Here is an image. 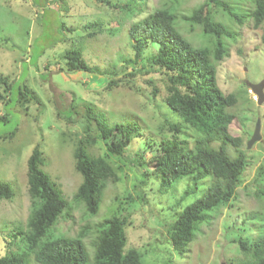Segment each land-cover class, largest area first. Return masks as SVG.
I'll use <instances>...</instances> for the list:
<instances>
[{
  "label": "rangeland",
  "instance_id": "1",
  "mask_svg": "<svg viewBox=\"0 0 264 264\" xmlns=\"http://www.w3.org/2000/svg\"><path fill=\"white\" fill-rule=\"evenodd\" d=\"M137 1L143 4V10L130 14L95 0H0V73L14 79L5 107L0 103V115L4 109L8 113V119L0 121V136L15 131L11 139H0V180L14 191L11 199L0 200V256L8 251L4 239H13L14 227L24 226L30 213L26 160L36 143L40 144L45 157L42 169L57 183L70 204L68 214L58 218L53 231L75 236L89 224L83 240L90 257L96 239L95 223L109 216L117 206L129 211L128 246L139 249L146 264H229L243 258L237 239L252 240L264 230V179L257 176L262 169L264 174V98L258 103V96L253 94L255 101L250 95L253 93L251 84L257 83L262 84L264 94V43L260 39L263 27L254 28L250 20L241 26L233 21L225 22L228 28L239 33L235 40L225 38L229 53L217 64L216 79L222 92L236 96V103L228 108L236 116L231 132L242 138L240 149L249 164L241 174L236 198L229 205L210 210L209 222L200 224L187 248L177 252L170 244L167 225L185 204L202 195L209 185V177L197 183L196 192L182 199L184 189L192 183L189 176L169 189L160 186L154 178L141 182L143 168L134 162L136 154L150 156L158 142L172 137L174 132L169 126L179 124L181 119L163 99L164 83L160 73L141 69L140 59L134 71L128 69L130 65L127 69L120 68L122 57L133 59L128 37L130 25L164 4H170L169 0ZM202 1L178 0L176 12L187 14ZM218 13L223 19L221 12ZM87 22L105 30L88 37ZM178 26L195 46L204 40L205 44L210 41V37L200 36L198 27L190 31L182 21ZM108 28H114L116 33L113 35L106 30ZM73 47L82 50L83 59L90 66L106 73L61 70L65 62L63 53ZM155 50L156 45L152 43L145 55ZM119 70L117 75L110 73ZM128 72L134 74L127 75ZM111 77L119 80L118 85L103 89ZM148 78L158 88L155 95L151 94ZM23 83L39 96L38 102L28 103L25 112L16 103L17 88ZM88 104L104 112L110 124L135 120L142 132L141 136L131 139L128 150L120 158H111L121 178L108 183L95 216L88 215L83 204L73 200L82 179L74 169L72 150L75 137L84 134L82 112ZM68 110L72 116L66 118ZM257 119L259 139L247 147ZM177 136L188 140L189 143L181 142L187 149L195 133L191 130L185 134L182 129ZM90 150L95 155L106 152L101 141ZM140 189L146 193L141 195L144 202L137 197L136 190ZM18 249L19 239L16 238L9 250Z\"/></svg>",
  "mask_w": 264,
  "mask_h": 264
},
{
  "label": "trees",
  "instance_id": "2",
  "mask_svg": "<svg viewBox=\"0 0 264 264\" xmlns=\"http://www.w3.org/2000/svg\"><path fill=\"white\" fill-rule=\"evenodd\" d=\"M95 1L123 13L133 14L143 10V4L137 0ZM177 2L169 0V5L164 4L130 25L128 37L133 59L122 57L120 68L127 69L130 65L128 69L134 71L140 59L141 69L160 73L164 83L163 99L173 111L178 112L181 119L179 124L169 126L174 132L172 137L158 142L150 156L136 154L134 162L143 168L141 182L154 178L160 186L169 189L181 178L189 176L192 183L184 189L182 199L196 192L197 183L209 177V185L202 195L185 204L174 221L167 225L172 248L182 252L199 231V225L209 222V211L229 205L236 198L241 174L249 164L240 149L242 138L231 132L236 116L228 108L236 103V96L221 91L217 84L216 66L229 53L225 38L235 40L239 33L228 28L226 20L239 26L250 20L254 28L262 26L260 39L264 43V0H203L187 14L176 12ZM218 12L224 16L223 19ZM179 21L184 22L190 31L198 27L200 36L203 39L210 37V41L193 45L180 31ZM85 27L88 37L105 30L92 27L90 22L85 23ZM95 28L98 30L94 31ZM106 30L113 35L116 33L114 28ZM152 43L156 45V50L145 55L146 48ZM62 58L65 62L61 70L106 73L90 66L83 59L80 48L66 50ZM119 72L110 71L115 75ZM118 81L109 78L103 89L110 90L118 85ZM13 82L10 75L0 73V103L4 107ZM147 82L151 84V94L158 93L152 79L148 78ZM31 101L38 102L39 96L25 83L21 84L17 88V105L25 112ZM67 112L69 115H65L66 118L72 116L70 110ZM82 117L84 134L75 137L72 150L73 166L82 180L73 200L82 203L88 215L95 216L108 183L118 182L121 178L111 158H120L128 150L131 139L141 136L142 132L135 120L110 124L106 114L93 104L84 106ZM7 119L8 113L4 109L0 121ZM182 129L185 134L191 130L195 133L187 149L181 142L188 140L177 136ZM14 133L4 134L0 139H11ZM98 141L104 143V155H95L90 150ZM44 161L40 144L36 143L26 160L30 213L24 226L14 227L13 239H4L8 251L0 256V264H146L144 254L128 246L126 227L131 222L129 211L123 206H117L109 216L93 224L96 239L91 257L83 240L89 224L75 236L53 231L58 218L68 214L70 204L57 183L42 169ZM257 176L264 179L263 169L258 171ZM142 190H136L140 202H144L141 195L146 194L144 190L141 194ZM13 195L10 185L0 180V200L11 199ZM16 238L19 239V249L10 251ZM237 242L243 258L229 264H264V230H260L252 240L239 238Z\"/></svg>",
  "mask_w": 264,
  "mask_h": 264
},
{
  "label": "water",
  "instance_id": "3",
  "mask_svg": "<svg viewBox=\"0 0 264 264\" xmlns=\"http://www.w3.org/2000/svg\"><path fill=\"white\" fill-rule=\"evenodd\" d=\"M250 87H251L252 91L258 96V98H259L258 103H260L264 98L262 84H260V83L251 84ZM259 136H260V134H259V119H257L255 126H254V129H253V132L251 134V137L248 140L247 147H249V145L253 141L258 140Z\"/></svg>",
  "mask_w": 264,
  "mask_h": 264
},
{
  "label": "clouds",
  "instance_id": "4",
  "mask_svg": "<svg viewBox=\"0 0 264 264\" xmlns=\"http://www.w3.org/2000/svg\"><path fill=\"white\" fill-rule=\"evenodd\" d=\"M249 88H250V87H249ZM253 94H255V93L253 92ZM250 95H251V94H250ZM255 95H256V94H255ZM251 98H252V99H255V97H252V95H251ZM255 101H256V99H255Z\"/></svg>",
  "mask_w": 264,
  "mask_h": 264
},
{
  "label": "built area",
  "instance_id": "5",
  "mask_svg": "<svg viewBox=\"0 0 264 264\" xmlns=\"http://www.w3.org/2000/svg\"><path fill=\"white\" fill-rule=\"evenodd\" d=\"M250 93H251L252 97H253V96H255V95H253V93H252V92H250Z\"/></svg>",
  "mask_w": 264,
  "mask_h": 264
}]
</instances>
